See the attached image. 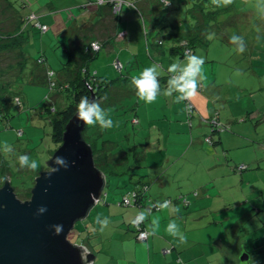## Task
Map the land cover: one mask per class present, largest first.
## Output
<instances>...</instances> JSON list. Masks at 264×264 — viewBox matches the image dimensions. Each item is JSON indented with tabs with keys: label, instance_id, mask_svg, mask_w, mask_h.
I'll return each mask as SVG.
<instances>
[{
	"label": "crops",
	"instance_id": "obj_1",
	"mask_svg": "<svg viewBox=\"0 0 264 264\" xmlns=\"http://www.w3.org/2000/svg\"><path fill=\"white\" fill-rule=\"evenodd\" d=\"M17 1L23 7V11H19L24 19V26L33 24L39 28L34 24L35 21H27L30 14H35L38 22L48 27L45 35L50 34V37L43 36L41 39V51L44 53L46 66L49 62L46 53L50 44L47 40L52 39L51 35H56L59 39L58 35L64 33L80 34H76L71 50L83 47L86 43H98L100 53L105 52L110 66L114 69L116 61L121 60L124 69L126 64L139 62L140 70L135 71L134 76L140 73L144 62H151L147 56V60H142L144 48L155 61L158 55L169 56L171 64L178 59L183 61L179 55L172 54L171 49L169 54L165 49L159 52L156 50L154 56L149 40L146 42L147 46L140 45L134 49L138 39L141 40L136 36L140 28L130 30L134 15L132 9H127L126 6L137 7L140 16L146 11L150 25L156 31L154 13L157 11L158 1L152 6L150 0H125L130 4H124L118 13L112 8L113 0H106L103 5L95 0H16V3ZM22 12H26V15L23 16ZM75 27L80 28L79 32L73 31ZM167 28L175 30L171 23H166L159 35L172 32ZM164 29L167 30L166 33ZM87 34L88 40L80 42L83 35ZM160 39L158 35L155 37V46L163 45ZM206 48H200V52H195L194 55L204 58L203 75L207 76V83L214 85L216 76L221 74L214 75L209 69H213L217 62L205 56L211 50ZM254 61L250 59L249 63L246 61V65H243L247 68V71L244 68L241 71L243 78L245 71V80L264 78V73L259 75L256 71ZM95 62L90 64V70L93 74L100 75L99 71H93L91 68ZM249 65L254 67L252 71L251 68L248 69ZM160 69L162 73L159 82L163 89L167 86L170 74L164 63ZM218 70L221 73L223 71L220 67ZM101 76L110 79L107 74ZM204 82L205 79L201 83L204 85ZM240 90L236 96L237 102L241 101L240 108L227 107L226 117L223 116V110L216 108V104L211 98L209 101L206 95L207 111L202 110L204 112L201 118H198L207 123L204 119L217 117L216 128L203 125V131L211 132V137L209 141L208 138L205 141L203 137L202 148L199 149L195 148L197 142H200L199 138L189 130L194 127V123L187 125L184 122L178 127L180 135L187 139L186 141L171 139L172 129L169 123L159 124L155 111L170 110L179 114L178 109L170 105L169 97L158 96L152 103L139 101L143 106L135 111V124H139L142 129L143 123H146L151 127L152 134L156 135L158 132L154 139L150 136L145 143L147 147L151 145L150 152L144 149L145 157L138 162L141 169L137 171L138 175L134 176L135 182L141 178L140 185L146 184L148 192L138 204L124 206L122 199L127 190H131L135 184L127 187L123 197L117 192L122 188L114 187L110 189L115 190L114 192L109 191L105 197L102 194L101 200L90 209L84 218V221L87 220L85 228L90 233V243L75 242L83 245L94 256L91 264H240L241 253L247 260L251 256L254 264H264V131H261V126L258 127L264 123V91H251L246 87H241ZM252 98L261 99L257 104L259 111L254 107L243 111L245 104L242 101ZM190 104L188 100V112ZM248 122L256 128H240L239 124ZM205 143L208 147H205ZM190 148H194L195 154L198 155L189 156ZM149 155L152 160L146 165L144 162L149 159ZM188 164L192 169H189ZM183 180L186 182L183 183ZM166 200L171 202L168 208L157 210L152 207L155 203H163ZM177 208L179 211L175 210ZM141 209H151L145 220V228L149 232L146 240L138 238L132 224ZM97 216L107 217L111 221L103 232L96 223ZM153 220L159 221V228L154 235L149 227ZM171 220L178 224L180 232L186 238L185 243H180L178 238L167 232ZM77 231H80L78 235L81 238L82 231ZM165 249H169V252H165Z\"/></svg>",
	"mask_w": 264,
	"mask_h": 264
},
{
	"label": "rangeland",
	"instance_id": "obj_2",
	"mask_svg": "<svg viewBox=\"0 0 264 264\" xmlns=\"http://www.w3.org/2000/svg\"><path fill=\"white\" fill-rule=\"evenodd\" d=\"M8 1L12 2V0ZM14 1V3H16V0ZM156 1L159 2L160 0H150L149 2L153 6ZM7 3V0H0V67H4V75H0V79H3L2 81H12L14 77L17 78L18 75L19 77L17 79L18 81L14 84L12 89V91H14V97L9 100V107L6 113V117L0 118V188L2 187V184L6 182L5 180L9 178V181L12 182V186L15 187L17 196L23 198L25 192L23 193V190L21 191V189H23L27 184L24 183L28 179L27 175L28 173H30V170L28 168L20 167L18 156L28 155L32 160H35L38 163V170L45 171V169L49 167V161L53 155V150H57L58 147L52 139V125L49 122L48 118H46L47 114L43 106L47 101H50L51 97V101L53 102L54 106L61 108L62 98L58 100L57 92L59 85L51 88L50 85L45 81V79L43 81L42 77L41 79H37L35 73L31 74L30 72V69L32 67L31 64L32 62L34 63L36 61L38 54H44L43 51H41V39L43 38V36L49 38L50 34L45 35L46 32H44L41 28L35 27L33 24H31L30 26H28L29 24L25 26L28 40L25 44L24 51L26 55L31 59V63L27 68L23 70L21 74H19L20 65H18V60H20V58L16 56V51H14L15 54L10 56L12 50L1 47V45L8 40V37H6V35H9V33H17L20 31V29L17 27L18 24L21 23L20 19L18 18V13H16V11H14L13 8H11ZM196 5H199V7H205L204 10L213 8L214 11H218L219 13L216 15L218 16V20L221 22L219 24L220 31L225 32V35L228 37H231L233 35L243 37V42L246 47V50L241 54L236 51L237 46L233 43L226 42V39L224 40L220 38H213L211 40V43L206 48H211V50L210 52H205V56L207 55V57H210L211 60H215L217 62L216 66L213 69L209 68L214 73V75L217 73L221 74L216 76L217 81H215L214 85H210L211 83H207V76L204 75L205 82L204 85L203 83H201L202 81L200 82L198 95L189 99V102L191 103L190 105L194 106V109L192 111H190L189 109L188 112V100L181 103H176L175 94L169 97L170 105L175 106L178 109L179 114L172 113L170 110L167 112L164 110L155 111L156 118L160 125H162L163 122L169 123L170 129H172L171 139L173 140L178 139L186 141L187 139L180 135L178 127L181 126L184 122H186L187 125H189L190 123H194V127L192 129L190 128L189 130H192L196 137L199 138L200 142H197L198 145L195 146L196 149H199L202 148L201 143L203 142V137L205 138V141L207 138L211 137V132L203 131L205 127H203V125H210L212 126V129L216 128L215 118L217 117L204 119L207 123L201 122V120L198 118H201L202 112H204L202 110L207 111L205 102L206 95L209 98V101L211 98L213 103L216 104V108L223 110V116L226 117L228 109H231L233 107L236 108L237 106H239L240 108L241 101L237 102L236 96H238V94L240 93L241 87H246L249 90H253L256 92L264 91V78L261 79L259 77H255L245 80L247 77L245 76V71H247V68L243 66L244 64L246 65V61H248L249 63L250 59H253L255 60L254 67L256 68L258 74L261 75L264 73V64H262L264 62V18L258 15L255 8V0H233L232 4L221 7L214 6L212 4V0H173V5L169 4V6H167L166 8L168 14L166 17L167 22H165V24L174 22L176 18H179L177 20V24L180 25L182 23L186 25L187 21L191 22L190 20L192 19V15L190 13V9L194 8ZM16 7L20 11H23V7L18 1L16 3ZM126 7L127 9L131 8L133 12L132 15H134V17L131 19L132 23L129 27L130 30L132 31L134 29L140 28L136 36L141 40L138 39L139 42L135 43L134 49H137L140 45L147 46L146 42L149 40L150 49L152 50L153 55L155 54L156 50L159 52L161 49H165V51L169 54L171 49V42L169 40H164L163 45H161L160 47L155 46L159 41L158 39L155 44V37H157L159 31L158 29H156L155 31L151 27L147 12L143 10L145 12L142 16H140L137 7ZM220 8H223L225 10L220 11ZM158 9H160L159 4H157V10ZM22 13L23 16L26 15V12ZM79 29L80 28L75 27L73 31L76 30V32H79ZM167 29L173 31L172 28ZM225 29L226 31H224ZM166 32L167 30L164 33ZM215 32H217L216 29ZM76 34L77 33H64L58 35L60 36L59 39L56 35H51L52 39L47 40V42H50V44L48 45L49 49L46 53V55L49 57L47 67L50 69V74H52V77H54V75H57V73L60 72L64 67V63L68 61L70 53L72 51L71 47L77 37ZM77 35L80 36L79 33ZM88 36V34L85 36L83 35V38L80 42H84L85 39L88 40ZM162 37H164L163 34ZM38 50L41 51V53H39ZM195 52H200V48H197ZM146 56L152 63L150 62L149 64H147L146 62H144L140 73L145 68L150 67L154 62H156V64H158L160 68L163 66V63L166 67H169L171 65L169 56L165 57L162 55H158L155 61L148 55L147 49L144 48L142 53V60H147ZM112 59H114V57ZM182 59L184 60L185 58ZM257 60L260 61V65H258ZM120 62L122 63L121 60ZM138 63L139 62L132 65L126 64L127 67L125 69L123 68L124 73H129L130 76H134V72H138L140 70V68L138 67ZM227 63L229 65H227ZM41 67L44 68L45 66ZM218 67L222 68V73L218 70ZM254 67L251 68V65H249L248 69L251 68L250 71H252ZM91 68L93 71H99L100 75L107 74L110 79H115L121 74L120 69L116 67L114 69L110 66V61L107 60L105 52L100 53L99 57L91 66ZM243 68L245 69L244 78L241 72ZM36 73H38V76L42 75V73L40 75V69L37 70ZM139 74L137 76H139ZM122 87L125 88L122 99L120 96V102L117 103V105H111L109 109V115L114 122V126L110 129H107L106 136H108L109 138H114L118 141H122L121 144L126 148L129 146H127L123 142H126L128 145L135 143H144L143 149H145L147 152H150L151 145L147 147L145 143H147L150 136H152V138L154 139L158 135V132L156 133V135L152 134L151 127H149V125L146 123H143L142 129L140 128L139 124L133 125L132 120L135 116V109L132 110L131 107L136 106V109H138L143 105L138 104V100L140 101V99L136 96V94H130L129 91H126L127 86ZM165 87H163V89ZM16 97L20 98V103L18 102ZM260 100L261 99L259 98L243 100L242 102L245 104V106H243L242 110L246 111L247 109L254 107V109L259 111L257 104L260 103ZM257 113L258 112H256V114ZM221 122L222 121L220 120V123ZM239 125L241 129H250L252 127L253 129L256 128L250 122H248V124ZM213 126L215 127L213 128ZM218 126H220V124ZM258 127L261 128V131H264V123L259 125ZM92 131L93 130L90 128V133ZM225 131L222 130V132ZM203 135L208 136L205 137ZM5 141L11 145V153H8L4 147L3 143ZM205 147H208V145L206 144ZM195 152L196 151L194 148H190L188 151V155L191 157L194 155H198L197 153L195 154ZM129 158L131 161L130 164H134L137 162V159L134 157L132 152H130ZM148 158L149 159L144 162V164L146 165L150 164L152 160L151 155H149ZM142 164L143 163H141V165ZM188 165L189 169H192V166L190 164ZM127 167L128 166L122 167L120 170L121 172L117 175H108L106 179V185L103 188V197H105V194L109 191L114 192L115 190H110L114 187L122 188L117 192L121 195V197H123V194L126 192L127 187L134 185L136 178L134 177V175L131 176L130 173H128ZM122 172L126 173L123 174ZM4 174L6 176L5 180ZM27 182L31 184L30 181ZM184 182L186 181L183 180V183ZM129 192L130 190H127L124 196H130ZM86 221L87 220H80L76 223L72 235L69 236L73 242L79 241L86 244L90 243V233H88L85 228ZM78 229H80L83 233L81 238L78 235V233L80 232L77 231ZM77 244L80 243L77 242ZM240 264H242V262H240Z\"/></svg>",
	"mask_w": 264,
	"mask_h": 264
},
{
	"label": "trees",
	"instance_id": "obj_3",
	"mask_svg": "<svg viewBox=\"0 0 264 264\" xmlns=\"http://www.w3.org/2000/svg\"><path fill=\"white\" fill-rule=\"evenodd\" d=\"M7 2V4L13 8L16 13H18V18L20 19L21 23L18 24L17 27L20 29V31L6 35L8 40L2 44L1 47L8 50L11 49L12 53L10 56L15 54L14 51H16V56L20 58V60H18V65H20L19 74H21L23 70L31 63V59L24 51L28 36L26 35L27 31L24 26V19L22 15H20L19 9L13 2L8 0ZM158 4L161 8L155 13L154 19L156 24L154 25L160 33V31L163 30V27H166L165 22L168 11H166L167 7H165L163 0H160ZM170 4L173 5L172 0H170ZM204 9L205 7H199V5H196L194 8L190 9L192 19L190 20L191 22L187 21L186 25L183 23L181 25L177 24V20L179 18H176L174 22L171 23V25L175 27V30L168 34L161 33L164 35V37L158 34V36L161 38L160 43L162 44L164 43V40H169L171 42L172 54L179 55L181 58H185L187 56V50H189L191 54H194L197 48L208 47L213 38L226 39V42L229 43L230 37L226 36L225 32H221L219 29V24L221 22L218 20V16L216 15L219 12L214 11L213 8H209L207 10ZM224 10L225 9L220 8V11ZM215 29L217 32H215ZM224 31H226V29ZM99 53L100 49L98 51L94 50L89 43L84 44L83 47H77L73 49L70 53L68 61L64 63V67L60 72L57 73V75H54V77L51 76L50 69L44 65L45 59L43 58V54H38L36 61L34 63L32 62L31 64L32 67L30 72L31 74L35 73L37 79H41L42 77V81L45 79L51 88L59 85L57 96L58 100L62 98L61 108L54 106L53 102L51 101V97L50 101H47L43 106L46 114L48 115H46V118H48L52 125V139L58 148L63 143L66 126L76 116V108L81 96H87L91 100L92 96L94 95V99L100 102V106L105 110H109L111 105H117V103H119L122 99L123 92L125 91V88L122 86H127L126 91H129L130 94H135V91L131 85V78L134 76H130L129 73H124V67L120 70L121 74L115 79H108L107 77L92 73L90 70V64L95 62L99 56ZM257 62L259 63L260 61L257 60ZM41 66L45 67L42 68ZM39 69L40 75L42 73L41 76H38V73H36V71ZM3 70L4 67H0V75L2 76L4 75ZM18 77L19 75L17 78L14 77L12 81H2L3 79H0V118L6 117L9 107V100L14 97V91H12V89L14 84L18 81ZM52 83H54V85ZM120 96L121 99H119ZM131 109H135L136 111V106H132ZM132 123L133 125L135 124V119L132 120ZM90 128L93 130L91 133ZM106 134L107 129H101L98 125L85 126L82 130L83 140L92 149L94 164L96 168L105 176L104 186L106 185V179L108 175L119 174L121 172V168L124 166H128V173H130L131 176L138 175L137 171L141 169V166L137 162L142 160L146 154L141 143L128 145L126 142H123L129 146L126 148L121 144L122 141L109 138L106 136ZM55 151L56 150H53V154ZM130 152H132L134 157L137 159V162L134 164H130ZM49 169L50 168L48 167L45 169V171ZM42 172L43 171L38 169L36 171L30 170V173L27 175L28 179L25 183L23 182L24 184H27L23 189H21V191L23 190V193L25 192L24 196L23 198L18 196L21 200L26 201L31 198L32 189L35 186L36 178ZM122 173L124 174L126 172ZM5 177L6 176L4 174V180ZM7 180H9V178H7L5 181ZM27 181H30L31 184ZM134 184L136 186L134 185L130 192L136 191L138 197L137 202H140L148 192L146 189L147 185L144 183L142 184L143 186L140 185L141 178H139V181L134 182ZM3 185L4 183L2 186ZM72 233L73 231L71 232L70 236Z\"/></svg>",
	"mask_w": 264,
	"mask_h": 264
},
{
	"label": "water",
	"instance_id": "obj_4",
	"mask_svg": "<svg viewBox=\"0 0 264 264\" xmlns=\"http://www.w3.org/2000/svg\"><path fill=\"white\" fill-rule=\"evenodd\" d=\"M94 99V95L92 96ZM85 125L76 116L68 123L62 145L49 161V170L36 178L30 199L21 200L11 182L0 188V264H91L94 256L69 236L101 200L105 176L96 168L91 147L83 140ZM57 156L67 169H51ZM90 194L95 195V202ZM47 211L37 215L39 207ZM63 231L54 234L53 225ZM247 261L242 255L241 262Z\"/></svg>",
	"mask_w": 264,
	"mask_h": 264
},
{
	"label": "clouds",
	"instance_id": "obj_5",
	"mask_svg": "<svg viewBox=\"0 0 264 264\" xmlns=\"http://www.w3.org/2000/svg\"><path fill=\"white\" fill-rule=\"evenodd\" d=\"M165 7L169 6L170 0H163ZM233 3V0H212V4L216 7L228 6ZM255 8L262 18H264V0H255ZM230 42L236 45V51L238 53H243L246 50L245 44L243 42V37L233 35L230 37ZM97 51V50H96ZM205 60L202 56L197 55H187L185 60H177L172 63L167 71L170 74L167 86L161 89L159 77L161 75L160 66L153 63L150 67L145 68L139 76H134L131 78V85L135 91L136 96L144 101L145 103L154 102L158 96L171 97L175 94V102L181 103L186 100L191 99L198 95V88L200 87V82L205 78L202 72V67ZM110 110H105L100 106V102L95 99H89L87 96H81L79 103L76 108V118L79 122H82L85 126H96L98 125L101 129H110L114 126V122L109 115ZM6 151L8 153L12 152V147L6 141L3 143ZM19 164L21 168H28L32 171H36L39 167L35 160H32L28 155L18 156ZM53 163L56 167L51 169L52 172H57L60 168L67 169L68 163L65 158L57 156ZM91 199L95 202V195L90 194ZM170 201H164L163 203L157 202L152 205L153 208L157 210L166 209L170 205ZM179 211V209H175ZM47 211L46 207L41 206L37 210V215H42ZM151 209H141L138 211L136 217L132 220L134 226H138L147 220L150 215ZM96 223L100 225V231L103 232L110 225L111 221L107 217L101 218L96 217ZM151 228V234H155L159 228V221L153 220L149 225ZM54 234L59 235L63 231V225L57 224L53 225ZM167 232L179 239L180 243H185L186 238L179 230V226L175 220H171L167 226ZM243 255V253H241ZM243 264H254L251 256Z\"/></svg>",
	"mask_w": 264,
	"mask_h": 264
},
{
	"label": "built area",
	"instance_id": "obj_6",
	"mask_svg": "<svg viewBox=\"0 0 264 264\" xmlns=\"http://www.w3.org/2000/svg\"><path fill=\"white\" fill-rule=\"evenodd\" d=\"M95 1H97V3H99L100 5H103V4L106 3V0H95ZM111 4H112V8H113L114 12L115 13H118L121 10V8L123 7L124 4H130V3L129 2H126L125 0H113V1H111ZM27 21H29V22L35 21L36 25L39 28H41L44 32L48 29V27L46 25H42L40 22H38L37 17H36L35 14H30L28 16V18H27ZM91 47L94 50H97V51L100 49V45L98 43H96V42L92 43L91 44ZM190 54H191V52L189 50H187L186 55H190ZM114 65H115L116 68H118L120 70L123 68V64L120 61H116ZM52 84L54 85V83H52ZM17 100L20 103V101H21L20 98H17ZM189 109H190V111H192L193 110V106L190 105V108ZM207 140L209 141L210 139L208 138ZM129 194H130V196H125L123 198V200H122L121 203L123 205H125V206H130V205H133V204H138L139 202H137V199H138L137 192L136 191L129 192ZM144 223H145V221L143 223H140L138 226H134L133 225L135 227L137 233H138V238L143 239V240L147 239V237H148V232H147V230H146V228L144 226ZM86 251L88 253L90 252L87 249H86ZM164 251L165 252H169L168 249H165Z\"/></svg>",
	"mask_w": 264,
	"mask_h": 264
}]
</instances>
